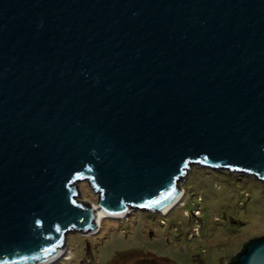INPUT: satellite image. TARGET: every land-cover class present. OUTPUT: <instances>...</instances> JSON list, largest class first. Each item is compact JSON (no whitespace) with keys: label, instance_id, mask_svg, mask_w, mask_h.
I'll return each instance as SVG.
<instances>
[{"label":"water","instance_id":"obj_1","mask_svg":"<svg viewBox=\"0 0 264 264\" xmlns=\"http://www.w3.org/2000/svg\"><path fill=\"white\" fill-rule=\"evenodd\" d=\"M197 163L264 180V0H0V264L99 228L80 179L165 212Z\"/></svg>","mask_w":264,"mask_h":264},{"label":"rangeland","instance_id":"obj_2","mask_svg":"<svg viewBox=\"0 0 264 264\" xmlns=\"http://www.w3.org/2000/svg\"><path fill=\"white\" fill-rule=\"evenodd\" d=\"M179 185L184 196L166 213L135 207L105 216L99 230L67 231L65 253L49 264H224L264 233L263 179L197 163ZM76 189L96 204L87 179Z\"/></svg>","mask_w":264,"mask_h":264},{"label":"bare ground","instance_id":"obj_3","mask_svg":"<svg viewBox=\"0 0 264 264\" xmlns=\"http://www.w3.org/2000/svg\"><path fill=\"white\" fill-rule=\"evenodd\" d=\"M181 188H184V187H182V186L179 185V189H181ZM184 193H185V189H183V193L181 194V196L165 212H163L162 210H159V209H157V210L162 211V213L168 212L171 208H173L174 206H176L178 203L181 202V199L183 198ZM94 206H96L95 207V210H97V213L96 214H97V220H98V224L99 225H101V221H102L101 219L104 218L105 216H118V217H122V216H124V215H126L128 213V212L127 213L126 212H121V213L109 214L103 208L98 207V205L94 204ZM98 230H99V228H98ZM92 231H95V230H92ZM65 250H66V248H65V246L63 244L60 247H58V253H57L58 255H55V256L52 255V256H50V259L49 260H45V261L38 260L35 263H30V264H49V263L53 262L54 260H56L57 258H60V256L65 253L64 252Z\"/></svg>","mask_w":264,"mask_h":264},{"label":"trees","instance_id":"obj_4","mask_svg":"<svg viewBox=\"0 0 264 264\" xmlns=\"http://www.w3.org/2000/svg\"><path fill=\"white\" fill-rule=\"evenodd\" d=\"M102 222H103V221H102ZM102 222H101V225H100L99 229H101V227H102ZM243 246H244V245H243ZM243 246H242V247H243ZM242 247H241V248H242ZM238 251H239V250H238ZM238 251H237V252H238ZM237 252H236V253H237ZM236 253H235V254H236ZM228 260H229V259H228ZM228 260H227V261H228ZM227 261H226V262H227Z\"/></svg>","mask_w":264,"mask_h":264},{"label":"built area","instance_id":"obj_5","mask_svg":"<svg viewBox=\"0 0 264 264\" xmlns=\"http://www.w3.org/2000/svg\"><path fill=\"white\" fill-rule=\"evenodd\" d=\"M182 184V183H181Z\"/></svg>","mask_w":264,"mask_h":264},{"label":"clouds","instance_id":"obj_6","mask_svg":"<svg viewBox=\"0 0 264 264\" xmlns=\"http://www.w3.org/2000/svg\"><path fill=\"white\" fill-rule=\"evenodd\" d=\"M100 227V226H99Z\"/></svg>","mask_w":264,"mask_h":264}]
</instances>
